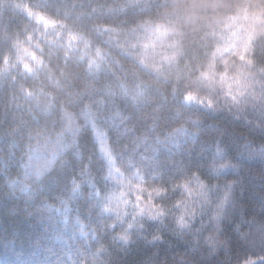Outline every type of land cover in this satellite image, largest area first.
Returning a JSON list of instances; mask_svg holds the SVG:
<instances>
[{
    "label": "trees",
    "instance_id": "obj_1",
    "mask_svg": "<svg viewBox=\"0 0 264 264\" xmlns=\"http://www.w3.org/2000/svg\"><path fill=\"white\" fill-rule=\"evenodd\" d=\"M150 2L0 0V143L6 145L12 139V129L22 126L31 115L40 109L58 107L59 99H64L65 103L70 102L63 112V130L67 135H57L60 130L50 125L31 142L34 161L40 162L54 148L77 141L83 155L92 159L91 175L97 183L110 170L111 183L119 184L112 174L113 166L122 172L125 164L135 165L136 157L141 154L151 164L154 177L163 174L165 180H176L194 167H200L202 175L207 176V167L216 152L214 141L220 133H206L197 141L192 156L185 155L191 137L188 131L178 127L183 119L178 98L170 87L154 89L150 97L145 95L148 76L163 78L169 74L162 66H172L171 71L181 76L187 72L183 64H175L176 55L183 51L180 42L184 36L171 19L173 13L162 7L158 17L143 21L133 34L122 35L126 31L124 27L113 26L130 19L133 10L140 11ZM76 13H84L83 19L94 24L99 39L106 42L104 47L97 48L96 41L86 40L67 44L52 17ZM184 22L203 23L205 27V40L193 41V51L197 54L205 51L203 45L208 39L218 41L217 52L212 55L214 63L217 54L230 49L239 33L234 30H250L249 37H245L250 46L257 27L264 25V10L249 11L244 7L235 15H214L203 21L195 12H186ZM41 24L45 31L33 33ZM29 34L33 39L26 43ZM38 43L45 44L52 53L51 63L46 62L35 74H29V70L36 68L29 56ZM117 44L122 46L124 67H128V61H142L145 67L141 73L121 75L122 70L106 58V49ZM113 73L121 78L117 80ZM25 89L32 95H27ZM51 93H55V98ZM85 100L90 101L88 107L84 106ZM133 147L135 156L128 159ZM68 155L72 158L73 151ZM216 159L219 162L220 157ZM246 163H250L251 173L244 179V197L249 210L254 206L258 212L264 201V175L259 171L258 161ZM221 175L239 178L231 169ZM188 187L191 192L196 185L193 182ZM52 203L50 209L36 214L15 197L0 194V264H160L161 261L212 264L217 260L211 249L194 245L187 238L166 234L163 242L153 241L156 225L150 222H145L143 227L133 223L128 233L134 242L125 244L120 237L126 235L122 229L130 218H117V208H124L118 199H113L110 211L102 218L111 227L102 229L101 218L95 212L89 216L81 209L78 218L72 210L75 205Z\"/></svg>",
    "mask_w": 264,
    "mask_h": 264
},
{
    "label": "clouds",
    "instance_id": "obj_2",
    "mask_svg": "<svg viewBox=\"0 0 264 264\" xmlns=\"http://www.w3.org/2000/svg\"><path fill=\"white\" fill-rule=\"evenodd\" d=\"M162 7L173 13L171 19L183 33L184 39L180 42L183 51L176 55L175 64H183L187 72L181 76L171 71L172 66H162L169 74L163 78L148 76L145 95L150 97L154 89L162 87L172 89L183 115L178 127L188 131L191 137L185 155L192 156L197 141L206 133H220L214 141L216 152L207 167V176L202 175L200 167H194L176 180H165L163 174L154 177L151 164L141 154L136 157L135 165L123 167L121 175L129 183L127 191L120 190L117 195L121 185L111 183L110 170L101 175L99 183L94 182L92 159L83 155L77 141L54 148L40 162L34 161L31 142L50 125L60 130L57 135H67L63 130V112L70 102L59 99L58 107L40 109L22 126L12 129V139L6 145L0 143V194L15 197L36 214L50 209L54 201L66 207L75 205L72 210L78 218L81 209L89 216L95 212L101 218V229L111 227L102 218L110 211L113 199H118L124 208H117V218H130L122 229L126 235L120 237L125 244L134 242L128 233L133 223L143 227L145 222H150L156 225L153 241L163 242L166 234L187 238L194 245L212 250V255L217 257L212 264H264V201L258 212L254 206L250 211L243 187L245 177L251 173L250 163L246 162L258 161L259 171L264 175V25L257 27L244 55L238 49H228L217 54L213 63L218 41L208 39L203 45L205 51L197 54L193 51V41L205 40V27L203 23L184 22L186 12H195L203 21L214 15H235L244 7L249 11L264 10V0H151L146 8L133 10L130 19L113 26L122 25L126 30L122 35L133 34L143 21L158 17ZM84 15L53 16L52 20L68 45L86 40L96 41L97 48L104 47L106 42L99 39L100 33L94 24L83 19ZM43 31V24L33 29L37 35ZM25 39L27 43L33 35ZM121 52L119 44L108 47L106 58L122 70L121 75L141 73L144 63L128 61L125 68ZM51 56L45 44L33 46L29 61H34L36 68L29 70V74H35L46 62L50 65ZM4 59H8V53ZM22 68L27 70L26 66ZM113 75L117 80L121 78ZM24 91L32 95L30 90ZM50 95L55 98V93ZM89 104L90 101H84L85 107ZM185 106H188L186 113ZM70 150L72 158L68 155ZM130 151L128 159L135 156V148ZM216 157H220L219 162ZM229 169L239 178L221 175ZM193 182L196 187L190 192L188 186ZM237 253L238 258L233 259ZM203 258L202 254L200 259ZM190 264H199V261Z\"/></svg>",
    "mask_w": 264,
    "mask_h": 264
},
{
    "label": "rangeland",
    "instance_id": "obj_3",
    "mask_svg": "<svg viewBox=\"0 0 264 264\" xmlns=\"http://www.w3.org/2000/svg\"><path fill=\"white\" fill-rule=\"evenodd\" d=\"M234 31H237L239 33L235 36L232 45H230V49H238L241 55H244L245 51L248 48V45L246 44V41H245V37H249L250 30L247 29L246 31H243V30H234ZM121 173L122 172H120L113 166L112 174L114 178L117 180V182L121 185V188L119 189V191L120 190L127 191L126 185L129 183V181L125 179L124 176L121 175ZM132 182L134 183V181Z\"/></svg>",
    "mask_w": 264,
    "mask_h": 264
}]
</instances>
